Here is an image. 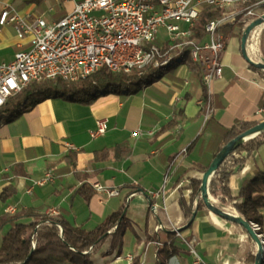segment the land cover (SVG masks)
Instances as JSON below:
<instances>
[{
  "label": "crops",
  "instance_id": "1",
  "mask_svg": "<svg viewBox=\"0 0 264 264\" xmlns=\"http://www.w3.org/2000/svg\"><path fill=\"white\" fill-rule=\"evenodd\" d=\"M8 6L20 18L48 17L54 23L74 4L64 0H0V14ZM258 12L262 14L264 9ZM181 29L187 34L179 44L186 50L187 42L192 41V28L182 24ZM256 31L261 38L258 52L251 53V39L246 44L250 60L243 54L239 27L231 37L219 33L226 44L221 55L223 74L212 84L210 93L195 64L198 69L178 62L141 92L102 95L91 103L51 98L1 125L0 195L7 187H13L16 193L5 202L0 200V216L9 206H16L17 213L32 209L93 230L127 204L119 234L99 249L94 262L132 264L139 259L141 264H156L158 251L168 242L164 229L158 230L161 226L155 211L160 210L162 217L182 233V238H177L181 252L168 264H195L189 246L192 239L196 240L201 264H255L258 246L242 226L208 208L198 210L189 223L180 199L191 205V181L202 183L224 143V131L240 122L260 120L256 112L264 105V75L251 65L264 63V25ZM207 41L206 33L198 43ZM20 43L23 49L28 48V40L21 41L13 25L2 29L0 64L14 60ZM156 44L169 49L166 47L172 42L165 29L159 31ZM205 97L213 109L208 121L206 110L202 113ZM176 117L178 125L168 127ZM102 119L107 120L106 133L93 137ZM246 153L242 168L229 179L233 196L239 195L244 182L257 171H264V144L251 145ZM16 169L24 175L16 174ZM49 174L53 179L39 185ZM166 178L164 197L155 199ZM97 183L107 190H117L119 195L95 191L92 186ZM85 184L94 190L88 200L78 193ZM210 196L218 201V197ZM261 212L264 216V209ZM23 220L30 223L34 218ZM4 231H0V240ZM155 236L157 240L150 239Z\"/></svg>",
  "mask_w": 264,
  "mask_h": 264
},
{
  "label": "built area",
  "instance_id": "2",
  "mask_svg": "<svg viewBox=\"0 0 264 264\" xmlns=\"http://www.w3.org/2000/svg\"><path fill=\"white\" fill-rule=\"evenodd\" d=\"M64 1L73 2V9L61 20L50 24L41 17L20 18L11 6L1 12L0 32L4 27L13 25L18 38L21 41L28 40V48L23 49L20 43V50L14 60L0 64V108L32 82L57 78L77 82L103 68L113 73H129L135 68L150 65L156 69L167 68L174 60L181 63L185 49L179 41L187 34L182 31L181 25L186 24L192 28L205 6L225 9L232 7L238 0ZM261 4L264 5V0ZM246 15L258 19L262 18L264 12L260 14L250 9ZM230 21H234V17L211 21L206 26L209 41H188L186 44L192 62L200 69L202 82L208 92L212 84L222 78L221 55L226 44L218 30ZM161 29L167 31L170 41L175 44L168 50L156 44ZM255 32L257 37L250 45L252 54L258 52L260 44V33L256 28ZM207 102L206 121L213 113L210 100ZM256 115L259 122L264 121V105ZM106 130L107 120H98L97 130L92 136L103 135ZM51 179L53 176L49 174L38 184L44 185ZM167 182L168 178L155 199L164 197ZM92 188L97 192H106L109 196L119 195L117 190H107L98 183L93 184ZM212 200L224 211L239 215L235 210H229L217 200ZM7 212L17 213L16 206H9ZM252 226L255 231L260 230L257 224L252 223ZM175 231L177 238H182L181 231L177 228ZM259 238L264 248V235L259 234ZM195 244L196 240L192 239L189 243L190 254L195 264H201ZM128 259L132 260V256L129 255Z\"/></svg>",
  "mask_w": 264,
  "mask_h": 264
},
{
  "label": "trees",
  "instance_id": "3",
  "mask_svg": "<svg viewBox=\"0 0 264 264\" xmlns=\"http://www.w3.org/2000/svg\"><path fill=\"white\" fill-rule=\"evenodd\" d=\"M258 2L259 0H238L232 7L225 9L205 6L191 29L190 40L201 42L206 36V26L211 21L231 16H234V21L220 28L218 33L231 37L235 27H239L243 36L248 27L256 20V18L246 15L248 10L252 9L258 12L264 9L263 5H257ZM256 37L254 29L248 40H254ZM174 45V43L170 44L166 49H170ZM183 54L181 63H187L190 67L198 69L192 62L187 49ZM177 63L174 60L169 67L159 69L151 65L141 69L135 68L129 73H113L103 68L77 82L61 78L32 82L9 98L6 104L0 108V126L13 122L39 103L51 98L61 97L74 102L91 103L102 95L141 92L161 79L166 71ZM251 67L264 75L263 70L253 64ZM205 99L208 103V98L205 97ZM205 110L206 106L202 109L203 114ZM178 123L176 117L168 124V127L173 128ZM258 123L259 121L240 122L230 130L224 131L222 134L224 143L219 147L215 156L230 140ZM263 144L264 135L241 146L213 174L209 185L210 195L218 197L221 205L229 204L246 222L257 224L260 227L258 233L262 235L264 216L261 211L264 209V171H257L253 178L246 180L238 196H233L229 188V179L242 168V161L247 155L246 149L251 145L260 147ZM72 166H75L74 160H72ZM15 172L24 175L23 172H17V169ZM200 186L199 181H191V205L188 206L183 198L180 199L181 208L189 219V223L198 210L207 208L199 193ZM15 193L13 187H7L0 195V200L5 202ZM78 193L88 200L94 194V190L85 184L78 190ZM126 210L127 204L121 211L111 214L103 224L93 230L75 226L62 217L37 214L32 209L15 214L6 212L0 216V231L5 229L0 240V264H95L94 256L99 249L110 242L111 237L113 240L119 234L120 223L125 220ZM155 214L160 226L168 236V242L157 253L156 264H168L171 258L180 254L181 249L177 245L175 229L162 217L160 210H156ZM25 217H31L34 220L27 223L23 220ZM150 239L157 240L158 237ZM132 264L141 263L139 259H134Z\"/></svg>",
  "mask_w": 264,
  "mask_h": 264
},
{
  "label": "water",
  "instance_id": "4",
  "mask_svg": "<svg viewBox=\"0 0 264 264\" xmlns=\"http://www.w3.org/2000/svg\"><path fill=\"white\" fill-rule=\"evenodd\" d=\"M262 25H264V15L262 16V18L256 19L248 27V29L242 36V50L247 60H250L249 57L247 56V47H246L248 37L255 28ZM252 63L257 68L264 71V63H260V64H255L254 62ZM263 135H264V121L259 122L254 127L246 130L245 132L241 133L237 137L230 140L227 144H225L224 147L221 149V151L215 156L214 160L210 164L207 171L204 173L199 190V193L201 194V197L206 207L211 213L216 214L224 219L230 220L233 223L242 226L247 231V233L254 239V241L258 246L255 264H263L264 262V248L262 241L259 238V233L254 230L252 223H248L241 216L226 212L220 206L216 205V203L212 200L210 196L209 185L213 177V174L219 170L220 166L225 162L227 158L233 155L241 146L253 142L259 137H262Z\"/></svg>",
  "mask_w": 264,
  "mask_h": 264
},
{
  "label": "rangeland",
  "instance_id": "5",
  "mask_svg": "<svg viewBox=\"0 0 264 264\" xmlns=\"http://www.w3.org/2000/svg\"><path fill=\"white\" fill-rule=\"evenodd\" d=\"M45 20H46L47 23L51 22L50 18H48V17H45Z\"/></svg>",
  "mask_w": 264,
  "mask_h": 264
}]
</instances>
